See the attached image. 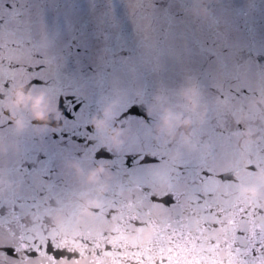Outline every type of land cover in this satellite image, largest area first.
Listing matches in <instances>:
<instances>
[{
    "label": "water",
    "instance_id": "95a60500",
    "mask_svg": "<svg viewBox=\"0 0 264 264\" xmlns=\"http://www.w3.org/2000/svg\"><path fill=\"white\" fill-rule=\"evenodd\" d=\"M0 88V248L105 193L174 212L248 161L264 183V0H0Z\"/></svg>",
    "mask_w": 264,
    "mask_h": 264
},
{
    "label": "snow or ice",
    "instance_id": "6c2138e0",
    "mask_svg": "<svg viewBox=\"0 0 264 264\" xmlns=\"http://www.w3.org/2000/svg\"><path fill=\"white\" fill-rule=\"evenodd\" d=\"M247 168L232 183L202 177L200 195L174 212L139 199L117 204L105 193L90 218L73 212L55 222L45 216L35 229L21 224L18 243L0 251L21 264H264V183L256 180L259 163ZM165 175L150 180L167 196ZM249 185L257 195L242 198Z\"/></svg>",
    "mask_w": 264,
    "mask_h": 264
},
{
    "label": "clouds",
    "instance_id": "9594fccd",
    "mask_svg": "<svg viewBox=\"0 0 264 264\" xmlns=\"http://www.w3.org/2000/svg\"><path fill=\"white\" fill-rule=\"evenodd\" d=\"M36 115H38V113ZM41 123H47V120H41Z\"/></svg>",
    "mask_w": 264,
    "mask_h": 264
}]
</instances>
